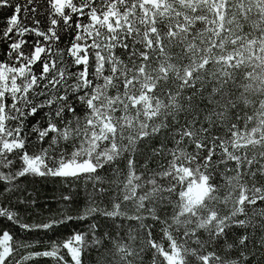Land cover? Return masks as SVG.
<instances>
[{"label": "trees", "instance_id": "trees-1", "mask_svg": "<svg viewBox=\"0 0 264 264\" xmlns=\"http://www.w3.org/2000/svg\"><path fill=\"white\" fill-rule=\"evenodd\" d=\"M177 5L169 13L161 0H69L61 8L35 0L26 22L32 26L22 22L20 35L0 39V179H16L14 163L23 171L19 145L31 135L24 117L33 101H55L49 111L56 146L39 155L54 166L90 157L93 168L65 174L78 177L66 185L17 181L40 201V214L29 208L23 220L42 223L59 210L51 201L76 189L69 211L90 217L78 227L99 225L75 248L78 262L83 250V264H264V48L248 62L236 45L257 39L263 22L254 1L236 0L214 36L204 27L210 12ZM8 11L0 10V27ZM6 45L14 46L10 56ZM38 58L47 61L45 74L32 67ZM137 94L139 101L148 94L156 108L128 141L121 132L127 111L139 114L132 107L139 103L129 100ZM94 116L104 127H95ZM190 177L205 178L209 190L183 211ZM3 230L16 240L50 238L0 220ZM67 234L60 229L51 238Z\"/></svg>", "mask_w": 264, "mask_h": 264}, {"label": "snow or ice", "instance_id": "snow-or-ice-1", "mask_svg": "<svg viewBox=\"0 0 264 264\" xmlns=\"http://www.w3.org/2000/svg\"><path fill=\"white\" fill-rule=\"evenodd\" d=\"M2 9H8L9 11L4 17L3 27H0V39L20 35L18 28L22 22L27 27L32 26L26 22L30 18L29 14L35 11V0H0V10ZM75 19V17L72 18L73 23ZM36 23L38 24L39 21H36ZM52 23L57 24L58 22L52 21ZM31 35L29 33V36ZM64 38L63 35L57 34V43H62ZM11 47L14 46H5V55H11ZM70 47L71 45L69 44ZM32 67L36 72L45 74L47 72V61L43 58H38ZM75 67L81 68V64L77 63ZM44 87H47V84ZM37 95L45 96L46 93L41 91ZM68 98L61 97V99ZM53 103L55 101L50 103L33 101V104H36V106L27 111L24 117L31 135L24 133L25 143L19 145L21 157L23 158L20 160V165L23 166V171H20L19 166L14 163L11 167H16L19 172L16 179H0V220H6L10 224H15L24 233H44L49 235L50 238L46 241L43 238L16 240L8 230H3L0 232V257H2L0 264H37L39 258L50 261V264H83V250L79 249V262L73 257L72 250L81 244L85 235L90 234L92 231H99V225L89 229L78 227L80 224L88 221L90 217L82 215L79 212L72 213L69 211L76 199L73 195L76 189L71 187L68 192L61 193L58 199L54 198L51 201L52 203H56L59 210L50 213L44 218L42 223H27L23 220V215H30L27 212L29 208L36 210L38 215L40 214V210L36 208L37 203L40 201L33 189L28 188L27 185L21 187L17 181L28 179L29 177L39 179L51 178L59 179L61 184L66 185L69 179L78 178L63 174L58 166H54L53 163L48 162L47 155L43 158L39 155V152L47 153L50 147L54 148L56 146L51 143L53 136L51 120L54 113L50 112L49 109ZM71 110L73 112L76 111L75 107ZM62 115H56L55 119L60 121ZM20 131L23 133L24 129L21 128ZM34 137L36 138L35 140L33 139ZM28 143H37L40 146L38 151L29 150L27 147ZM15 151V149L11 150L9 156L12 157ZM29 157H34V159H29ZM52 160H56L55 155L52 157ZM29 197L30 199H28ZM21 209L25 211L22 213ZM73 226H75L74 230ZM60 229H66L68 234L62 239H52L51 237L57 236ZM17 253L21 255L14 261L13 256Z\"/></svg>", "mask_w": 264, "mask_h": 264}, {"label": "rangeland", "instance_id": "rangeland-1", "mask_svg": "<svg viewBox=\"0 0 264 264\" xmlns=\"http://www.w3.org/2000/svg\"><path fill=\"white\" fill-rule=\"evenodd\" d=\"M69 0H56V4L59 8L67 5V2ZM153 2H158L159 0H152ZM256 3V10L258 15L260 16V20H262L263 23H261L262 28L258 32L259 36L257 39L252 40V39H243L241 42H237V46H241L242 52H243V58H247L248 62H255L254 60L257 57V52L259 50H262L264 48V0H252ZM162 4H165L166 8L168 9L169 13L175 12L174 10H180L177 4L179 5H186V6H202V8L205 10V13L210 14L208 15L206 21L204 22V27H208L209 31L206 30V33L209 34H214L216 36L220 31L221 28L224 24L226 26L227 22L226 18L231 17L232 13V6L236 5V0H161ZM231 6V7H230ZM218 9L219 10V16L218 18L214 19L212 18V11ZM156 16H160L158 12H155ZM209 24H211L209 26ZM205 31V30H204ZM208 42V41H205ZM208 46V45H206ZM258 50V51H257ZM253 51V52H252ZM177 73V72H175ZM0 84H3V82L6 81L5 79V73L4 70L0 68ZM180 77L182 80H184V77ZM156 79V78H154ZM139 90V88H138ZM138 94L134 97H131L129 100L134 103H139L140 107H134L139 113L138 115L132 113L133 111H127V115L125 116L126 123L123 125L125 126L124 129L122 130V134L127 135L126 140H133V132L135 131L136 134L139 136V131L141 129V126L138 124L141 122V120L146 119V115H150L154 113V107L156 108L155 105H152L151 97L147 94L143 96L144 100L139 101ZM92 122L94 123L95 127H97V124L99 126L104 127L103 121L101 118L96 119V116H94ZM121 129V128H120ZM119 135V134H118ZM115 138V139H114ZM114 140H117V135L114 136ZM129 138V139H128ZM138 138V137H137ZM119 145H120V137H119ZM120 154V152H119ZM20 156V155H19ZM83 159L80 161H77V163H74L72 166H63L59 165V169L63 174H71L75 172H85V171H90L93 168V163L91 159ZM20 159H22L20 157ZM62 167V168H61ZM208 185L206 183L205 178L201 179H195L193 177H190L189 179V184L186 188V190L183 193V206L182 210L183 211H192L193 208H195L199 203L202 202L203 198L207 195L208 193ZM73 257L77 260L78 262V256L79 252L74 248L72 250ZM2 259V257H0Z\"/></svg>", "mask_w": 264, "mask_h": 264}, {"label": "bare ground", "instance_id": "bare-ground-1", "mask_svg": "<svg viewBox=\"0 0 264 264\" xmlns=\"http://www.w3.org/2000/svg\"><path fill=\"white\" fill-rule=\"evenodd\" d=\"M253 52V51H252ZM259 56V55H258ZM261 62V61H260Z\"/></svg>", "mask_w": 264, "mask_h": 264}]
</instances>
